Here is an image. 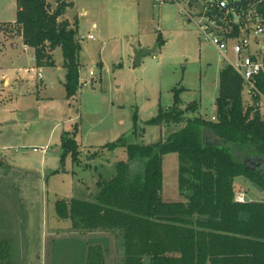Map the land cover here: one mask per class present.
<instances>
[{"label":"rangeland","instance_id":"rangeland-1","mask_svg":"<svg viewBox=\"0 0 264 264\" xmlns=\"http://www.w3.org/2000/svg\"><path fill=\"white\" fill-rule=\"evenodd\" d=\"M16 1L0 0V22L16 19ZM48 1L55 11L59 0ZM68 1L75 2L67 17L78 30L80 80L90 81L80 85L74 96L68 97L64 86L61 47L51 51L54 66L38 67L35 49L25 47L22 39L0 43L4 48L0 51V264H13V257L7 254L19 251L9 236L17 217L25 238L23 264H84L89 248L86 240L91 242L92 237L75 232L53 237L55 202L71 198L91 201L97 196L98 182L113 177L118 164L128 159L125 146L110 150L109 143L121 138L127 145H151L181 127L150 123L160 108L168 110L173 105L176 92L180 91L181 109L186 110L191 102L199 105L196 113L186 112V118L202 115L212 119L217 114L219 76L227 59L200 37L193 21L184 23L187 16L180 13L178 4L156 7L153 0ZM183 6L196 12L186 2ZM260 40L264 42V35ZM136 49L155 51L137 64ZM252 102L244 94L245 106ZM65 132L78 144L76 160L71 153L63 157ZM179 164L177 153L163 158L165 201L184 200L178 185ZM237 184L236 195L264 200V195L240 179ZM58 224L70 226L63 221ZM120 245L118 241L115 252L108 250V264H122Z\"/></svg>","mask_w":264,"mask_h":264},{"label":"trees","instance_id":"trees-1","mask_svg":"<svg viewBox=\"0 0 264 264\" xmlns=\"http://www.w3.org/2000/svg\"><path fill=\"white\" fill-rule=\"evenodd\" d=\"M68 6L59 1L55 16L47 0H18L14 28L35 49L38 67L54 66L51 51L61 47L64 86L72 97L80 87V44L77 30L59 20ZM219 77L216 121L202 115L186 118L199 105L191 102L181 109L176 92L173 105L160 108L150 123L182 126L151 145H127L121 138L109 143L110 150L125 146L128 159L113 177L98 182L93 200H57V216L70 219L75 231L110 233L124 250L122 264H143L148 255L152 264H264V200H235L238 180L246 183L243 176L264 189V166L253 168L246 161L264 157V119L257 103L245 106L243 77L231 65ZM259 85L264 91V82ZM62 147L63 157L71 153L78 159V144L69 132ZM169 153L179 156L182 201L162 196L163 158ZM87 264H105L101 246L90 248Z\"/></svg>","mask_w":264,"mask_h":264},{"label":"built area","instance_id":"built-area-1","mask_svg":"<svg viewBox=\"0 0 264 264\" xmlns=\"http://www.w3.org/2000/svg\"><path fill=\"white\" fill-rule=\"evenodd\" d=\"M191 1L199 2L203 10L192 5ZM237 1L153 0V5L162 6L167 2L179 5L180 13L186 15L189 22L193 21L200 37L213 45L227 59V64L243 77L244 94L253 101L251 105L257 103L264 119V91L259 85L264 82V42L260 40L264 35V0H246L244 7L236 6ZM185 2L195 7L196 12L183 6ZM89 38L94 39V36L90 35ZM93 74L91 71L90 75ZM39 77H43L41 71ZM79 83L84 86L90 81L80 80L79 77ZM211 120L216 121L217 117L213 116ZM245 199L244 193L235 196L237 202H245Z\"/></svg>","mask_w":264,"mask_h":264},{"label":"crops","instance_id":"crops-1","mask_svg":"<svg viewBox=\"0 0 264 264\" xmlns=\"http://www.w3.org/2000/svg\"><path fill=\"white\" fill-rule=\"evenodd\" d=\"M60 1V0H59ZM59 1L56 3V5H58ZM65 1L69 6L66 7L64 13H63V20H66L68 19L69 20V23H72V21L70 20L69 17H67V12L69 9H72L75 7V2L74 1H68V0H63ZM47 3H49L50 7H51V2H49L47 0ZM16 6H17V11H18V0L16 1ZM17 11H16V18H17ZM15 21H9V22H0V43L1 44H4L6 43L7 41L11 40L10 42L11 43H17L18 42V39H22V43L25 47H29V45H27L25 43V40L23 39L20 31L16 30L15 31H12V32H9L7 31L6 29L8 27H17L15 26ZM184 23L185 24H189V21L187 19L184 20ZM73 24V23H72ZM71 24V27H73V25ZM4 25V26H3ZM96 26V23L94 24V27ZM74 28V27H73ZM15 32L17 33L16 35H13L15 34ZM12 33V34H10ZM77 33H78V30H77ZM10 35V36H9ZM78 37V34L77 36ZM147 50V49H146ZM0 51L3 52L4 51V48H0ZM145 55H149V54H144L142 56V58L145 56ZM142 58H141V62H142ZM140 62V63H141ZM79 63H80V60H79ZM228 62H226L225 65H227ZM139 64V63H137ZM81 66V64H80ZM43 76V74H42ZM43 78V77H42ZM41 78V79H42ZM5 83H8L7 80H5ZM91 200V199H90ZM6 202V201H4ZM53 220L55 222V226L51 229L52 232V236L53 237H58L60 234H63V233H67V232H75L77 235H80V236H85L86 238L88 237H92V239L90 240L91 242L87 241L86 240V245L89 247L88 250L86 251V259H85V263L87 262V257H88V252H89V249L92 247V246H101L103 249H104V254H105V259H106V264H108V261H107V253L109 249H112V252H115L116 251V247H117V244H118V241L115 239L114 236H112L110 233H105V232H81V231H75L73 228H72V223H71V220L70 219H61L59 217H57L56 215L53 217ZM60 221H63V222H68L70 223V226L66 227V228H61L58 224V222ZM14 229H11L9 232V236L11 238V240L14 242L16 241L15 245H17L19 247V251H16V253L14 252H10V255L9 253L7 254V256H11L13 257L12 260H13V264H23V255H24V245H23V240L25 239L24 238V233H23V229L21 227V224H20V217H17V220L16 221H13L12 224ZM4 230V229H3ZM5 236H8L7 234H4ZM8 236V237H9ZM12 242V244H13ZM107 251V252H106ZM14 258H15V261H14ZM20 258V259H19Z\"/></svg>","mask_w":264,"mask_h":264},{"label":"water","instance_id":"water-1","mask_svg":"<svg viewBox=\"0 0 264 264\" xmlns=\"http://www.w3.org/2000/svg\"><path fill=\"white\" fill-rule=\"evenodd\" d=\"M245 3H246V0H239L237 1V3L235 4L236 6H241V7H244L245 6ZM191 4L192 5H195V6H198L200 8V10L202 11L203 10V6H201L199 4V2H195V1H191ZM55 16L58 15V11H55L54 13ZM25 43L27 44V41H25ZM155 49H149V50H146V49H143V50H137L135 51V57H134V61L136 63H140L141 62V58L144 54H149L151 52H154ZM242 180H244L246 182V184H248L252 190L258 192L259 194L261 195H264V189H262L261 187H259L257 184L253 183L248 177L246 176H243L242 177ZM246 201H252L249 199L248 196H246ZM246 214V212H242V214L240 215V220H242L243 216ZM202 220H207V218H200ZM122 253H124V250L121 251ZM143 264H152V258L150 255L146 256L145 259H144V263Z\"/></svg>","mask_w":264,"mask_h":264},{"label":"flooded vegetation","instance_id":"flooded-vegetation-1","mask_svg":"<svg viewBox=\"0 0 264 264\" xmlns=\"http://www.w3.org/2000/svg\"><path fill=\"white\" fill-rule=\"evenodd\" d=\"M246 161L250 164V166H253V168H259L264 166V157L260 155L248 157Z\"/></svg>","mask_w":264,"mask_h":264}]
</instances>
